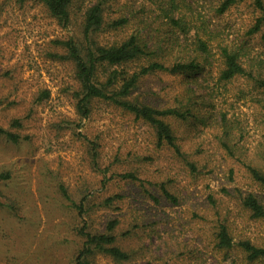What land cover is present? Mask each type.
<instances>
[{
	"label": "rangeland",
	"instance_id": "rangeland-1",
	"mask_svg": "<svg viewBox=\"0 0 264 264\" xmlns=\"http://www.w3.org/2000/svg\"><path fill=\"white\" fill-rule=\"evenodd\" d=\"M95 1L75 0L63 26L40 0H0V127L18 137L11 141L0 134V174H8L0 178V264H73L82 243L77 228L86 220L90 231H103L111 218L119 220L117 243L130 259L96 253L90 264H233L213 250L220 222L234 242L264 246V220L252 218L240 197L259 190L245 166L264 170V112L255 92L240 78L217 90L206 123L197 114L168 118L183 156L170 146L158 147L147 123L108 102L94 101L82 118L75 108L73 64L51 56L63 52L54 40L80 36L82 13ZM109 2L108 16L119 3L132 2L138 15L150 14L142 0ZM254 13L249 0L231 7L222 18L231 26L229 37H243ZM132 26L95 36L110 44ZM258 42L251 40L264 51ZM171 52L169 60L177 55ZM141 65L143 59L123 69L131 73ZM205 75L186 84L183 74L152 72L140 77L131 98L158 107L174 104L185 85L199 106L205 105L211 83ZM207 110L205 105L199 112ZM188 161L199 173H191ZM127 171L138 180L119 176ZM162 183L177 203L161 194ZM61 186L82 203L83 215L75 213ZM115 195L120 198L104 204ZM261 197L264 205V192ZM232 254L242 264L238 247Z\"/></svg>",
	"mask_w": 264,
	"mask_h": 264
},
{
	"label": "trees",
	"instance_id": "trees-1",
	"mask_svg": "<svg viewBox=\"0 0 264 264\" xmlns=\"http://www.w3.org/2000/svg\"><path fill=\"white\" fill-rule=\"evenodd\" d=\"M51 16L55 17L63 26H67L71 19V8L75 0H40ZM143 5L150 12L148 17L140 16L135 11L134 3H119L114 8V15L108 16L109 0H96L85 8L80 21V36H68L53 42L60 46L62 53H53L52 58L69 61L74 67V78L78 89L73 92L77 113L86 118L90 115L94 101H104L113 104L143 120L152 128L158 147H171L175 154L183 156L180 147L175 143V134L168 118L186 120L199 115L206 123L211 118V108L214 107V94L220 87L237 79H243L250 85L257 97L256 102L264 112V51L255 49L251 43L257 37L259 45L264 47V0H249L255 12L242 36L230 38L231 26L223 22L222 18L231 7L245 0H142ZM141 7V6H140ZM142 10V7H141ZM144 11V10H142ZM130 31L120 40L110 44H100L95 35L105 31H117L130 27ZM153 28V32L148 28ZM152 33V34H151ZM171 50L178 54L186 53L182 57L175 55L170 60ZM143 59L146 65L128 73L124 65ZM156 71L169 74H183L187 82H195L196 76L202 73L211 83L207 85L209 110L200 113L199 101L192 94L191 88L184 86L180 96H176L174 104L154 106L152 104L132 100L131 94L137 88L141 76ZM41 100L46 98L42 93ZM223 123L226 120L221 113ZM224 125V124H223ZM0 134L11 141L18 137L12 132L0 127ZM226 137L228 128L223 130ZM226 140L223 144L227 145ZM96 146L93 147L95 149ZM93 153V157L95 156ZM193 174L199 173V166L194 162H186ZM205 167V166H203ZM245 169L250 180L259 190H248L241 195V206L254 219L264 220V205L261 193L264 192V170L257 165L247 164ZM123 179L138 180L134 172L119 174ZM8 174H0V178H7ZM64 198L75 209V213L83 215L82 203H75L70 199L66 190L61 186ZM161 194L171 203H177V197L162 183L159 186ZM114 198L106 197L105 205H109ZM119 220L111 218L106 221L103 231L92 232L88 229V222L83 221L77 228V234L82 238L73 264H90V257L96 253L110 256L117 261L130 259V252L124 250L117 243V227ZM238 247L242 254V264H264V246L242 239L234 242L228 228L222 222L214 237L213 250L222 259L238 263L236 255L232 254Z\"/></svg>",
	"mask_w": 264,
	"mask_h": 264
}]
</instances>
